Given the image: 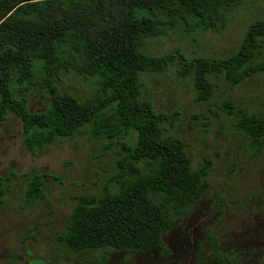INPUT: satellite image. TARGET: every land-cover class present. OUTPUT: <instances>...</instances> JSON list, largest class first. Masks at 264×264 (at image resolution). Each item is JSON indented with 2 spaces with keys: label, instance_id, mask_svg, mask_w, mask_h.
Listing matches in <instances>:
<instances>
[{
  "label": "trees",
  "instance_id": "trees-1",
  "mask_svg": "<svg viewBox=\"0 0 264 264\" xmlns=\"http://www.w3.org/2000/svg\"><path fill=\"white\" fill-rule=\"evenodd\" d=\"M248 0H0V128L14 115L33 155L59 140L84 137L113 150L116 173L100 196L79 197L59 246L70 253L161 249L163 235L189 215L209 188L210 160L195 169L186 143L173 133L180 111H159L145 97V75L177 67L192 78L200 102L212 99L214 80L238 87L264 73V18L253 21L238 50L222 58H190L179 49L155 55L156 39L199 31L222 33ZM74 75L92 80L85 98L61 91ZM51 104L32 111L34 92ZM248 147L264 148V109L225 102ZM131 137V141L126 139ZM24 207L46 200V173L33 171ZM7 180L0 177V204ZM213 264H234L222 252Z\"/></svg>",
  "mask_w": 264,
  "mask_h": 264
},
{
  "label": "rangeland",
  "instance_id": "rangeland-1",
  "mask_svg": "<svg viewBox=\"0 0 264 264\" xmlns=\"http://www.w3.org/2000/svg\"><path fill=\"white\" fill-rule=\"evenodd\" d=\"M263 18L264 0H248L222 33H175L152 41L149 52L162 55L179 49L190 58H222L236 52L249 25ZM144 79V95L157 110L180 111L173 133L186 143L194 168L211 161L205 196L163 235L161 249L64 251L57 236L79 197L102 194L116 173L115 153L103 152L104 141L76 137L33 155L23 145L21 120L10 115L0 128V177L7 180L0 204V264H213L217 251L234 264H264V148L257 155L248 147L236 118L228 116L224 106L231 100L250 112L263 110L264 73L238 87L214 80L216 92L207 102L198 101L192 78L181 79L176 66ZM60 88L83 99L95 86L92 80L71 75ZM50 104L46 92L31 95L32 111ZM33 171L50 175L44 186L46 200L26 208L27 175Z\"/></svg>",
  "mask_w": 264,
  "mask_h": 264
}]
</instances>
